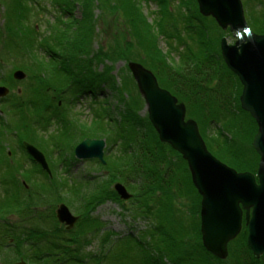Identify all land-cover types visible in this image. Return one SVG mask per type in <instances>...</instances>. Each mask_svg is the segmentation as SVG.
I'll return each instance as SVG.
<instances>
[{
	"label": "trees",
	"instance_id": "trees-1",
	"mask_svg": "<svg viewBox=\"0 0 264 264\" xmlns=\"http://www.w3.org/2000/svg\"><path fill=\"white\" fill-rule=\"evenodd\" d=\"M8 1L7 4L3 3L7 23L5 33L0 30V43H3L2 36L9 43L5 42L0 48V63L8 59L5 50L7 44L10 50H13L11 45H15L16 50L21 48V55L30 57L31 65L18 67L30 72L35 83H30L28 93L24 96L17 94V91L6 98H0L1 103L5 104L0 106V135L6 136L3 131L12 134L11 138L15 139L23 154V158L19 160L27 159L26 162H29L30 166L18 165V159L14 158L16 150L12 147L13 152L5 146L2 147L5 139L0 137V161L7 168L5 171L0 163V185L12 188L10 191L6 188L0 197V219H5L7 215H25L26 207L32 205L41 213L34 218L39 226L47 212L53 213L57 203L66 206H71L76 201L79 203L71 206L75 208L77 215H74L78 217L75 224L77 228L80 227L77 232L74 231L72 237L60 234V229L63 228L58 227L55 213L47 218L54 226L53 233L33 227L26 235H12L11 240L17 242L14 244L17 251L20 246L18 244L23 241L29 246L26 254L22 253V257L31 264H100L105 258L103 252L107 246L98 254L92 250L85 252L86 245L91 241L79 235L84 228L89 229L100 224L93 212L108 196L116 199L112 189V183L116 181L132 189L133 193L129 192L132 194L129 200L133 202V211L136 210L139 215L156 217L155 227H149L143 233L154 236L150 249L148 243L128 234V245L133 243L138 246L141 253L138 263L264 264V255L254 256L247 244V227L244 223L240 233L228 243V255L225 259L215 257L204 248L197 212L198 195L191 182L186 161L170 145L159 140L147 115L139 114L143 99L130 75H121V84L118 86L112 74L113 68L109 65L130 55L147 64L159 85L183 102L186 108L185 117L197 123L207 149L217 159L238 172L256 173L259 155L252 147V139L257 126L250 114L240 106L242 87L221 57L217 41L218 35H223L224 31L217 26L216 21L212 17L201 16L195 0H179L177 20L183 22L187 31L196 30L198 41H208L196 51L180 53L179 60L171 62L167 53L159 46L160 36L169 39L172 37L170 34L174 33L162 27L164 17L172 15L168 11L174 3L171 0H152L159 4L161 13V18L155 24L149 23L143 15L140 0H49L66 16L65 20L62 15L56 16V20L49 24V35L40 34L25 22L32 13V7L36 8L34 0ZM241 1L251 31L259 35L264 34V0ZM77 2H80V5L82 3V8L78 7ZM92 2L99 5L94 8ZM98 7L100 13L95 12ZM79 8L82 14L80 18L74 14V10ZM116 12L123 15L129 27L128 32L122 31L125 38L107 41L94 49L95 41L100 37L101 27L106 24L109 16ZM98 22L102 23V26H99ZM178 34V40L181 41ZM165 40L169 46L170 41ZM38 54H43L44 58L38 57ZM101 63L104 65L102 73L96 70ZM8 78H11L10 73ZM7 79L0 76V86L5 85ZM100 85L108 86L114 91L113 96L120 102V107L115 111L119 117L116 125L125 129L115 130V133L112 131L111 127L117 126L112 124L110 109H106V119L100 113L94 112L90 124L92 126H79V132L84 136L82 140L86 137H106L107 141L116 143L127 137V142L120 143V154L115 159L112 155L108 156V178L98 180L94 177L95 181L81 179L78 184L68 171H63L70 178L66 179L67 181L62 180V177L55 178V174L60 173L53 168L51 162V171L54 170L55 173L53 172V178H49L26 153L23 142L42 150L48 160L50 152L53 154L56 150L59 153V163L64 165L63 170L68 168L70 163L67 165L66 161L69 154L64 153V143L74 140L78 125L68 114V108L63 109L60 93L65 88L77 94L94 92ZM127 91L129 94L133 93L131 98H125ZM3 115H7V118ZM214 123L216 125L213 126ZM39 130L52 133L51 137L49 136L50 141L44 137L40 138L39 136L43 135ZM132 141L136 143V148L129 146ZM130 149L134 150L131 152L132 156L123 159V154ZM72 152L73 149L70 155L74 157ZM37 173L44 175L45 180H37ZM69 180L75 184L69 185V190H64ZM93 184H97L96 187ZM56 188L62 193L54 192ZM174 193L179 194V202L180 198H189L188 209L184 203L175 204L170 197ZM185 209L188 214L183 216ZM110 233L106 231L102 241H106L108 236L111 237ZM38 236L43 240L51 237L46 240L45 250L35 247L38 244ZM58 250L60 256L53 257L54 252Z\"/></svg>",
	"mask_w": 264,
	"mask_h": 264
},
{
	"label": "rangeland",
	"instance_id": "rangeland-1",
	"mask_svg": "<svg viewBox=\"0 0 264 264\" xmlns=\"http://www.w3.org/2000/svg\"><path fill=\"white\" fill-rule=\"evenodd\" d=\"M34 1H35L34 4L36 5L35 6L36 8L32 7V13L28 15V18H26L27 21H25V22L30 27H34L36 29V31H39L40 34L48 33L46 35H49L50 34V32L48 31L49 30V24L56 20L55 19L56 16L62 15L64 20L66 19V16L64 15V13H62L63 11L60 8H57L54 5H52L49 0H34ZM172 1L174 3L168 9V11L172 13V15L168 14L164 17L162 27L165 28L166 31H168V30L171 32L174 31V33L170 34L168 32L170 35H172V37H170L169 39L165 38L164 36H160V39H159L160 45L159 46L161 47L163 52L167 53L169 61L177 62L179 60V54L180 53L188 52V50L196 51L199 49V47L204 46L205 45L204 43H206V41H208V40H203L202 42H200V41H198L199 36L197 37L196 30H191V31L186 30V27L183 26V22L180 20H177V17H178L177 15L179 12L177 3L179 0H171V2ZM7 2H9V1L8 0H0V30L3 33H5V29H6L5 26L7 23L6 22V16L4 14V11H5L4 4H7ZM77 3H78V7L80 6L82 8V3H81V5H80V2H77ZM98 5H99L98 3L92 2V7L95 8ZM140 7H141V11H142L143 15L146 17V19L149 23L155 24V22L161 18V13L159 11L160 6H159V4H157V2L152 1V0H140ZM197 8H198V6H197ZM95 12L100 13L101 12L100 8L98 7L95 10ZM74 14L76 17L79 16L78 18L82 17L80 8L75 9ZM244 14H245V11H244ZM245 20H246V18H245ZM246 23H247V20H246ZM97 24L99 26H102V23H100V22H98ZM217 26L222 31H224L223 35H221V36L218 35V41H217V44L219 46V51L221 54V40L224 38L228 45L234 44L236 41V32L233 30H230L229 27H227L226 29H222L218 24H217ZM101 28L102 29L99 32L100 37H98L97 40L95 41L94 49H96L101 44H106L107 41L111 40V42H112V40H115L117 38H118L117 40H121L122 38H125V37H123L124 34L122 31H124V30L127 31V29L129 27L126 24V21H125V18L123 17V15L116 12L115 14H112L111 16H109L108 21L106 22V24H103V27H101ZM177 34L181 37V41L178 40ZM2 38H3V43L2 44L0 43V48L3 46V44L5 42H7L4 38V36H2ZM165 39L170 41L169 46H168V43ZM123 42L125 43L126 40H124ZM7 43H9V42H7ZM10 47L13 48V50L9 49V44L6 45V49H5L8 59L3 60L2 63H0V76L5 77L7 79L8 74L10 73V75H11V78L10 79L8 78L6 80V84L2 85V86H6L9 89L8 94L6 96H4V98H6L9 94L17 93V91H18L17 94H21L22 96H24L28 93L27 88L29 87L30 83H32V82L35 83L34 80L31 79L30 72H27V71L18 67L20 65H28V64L31 65L30 57H27L26 55H21L22 54V51L20 50L21 48L16 50L15 45H11ZM38 57L44 58L43 54H38ZM135 57L136 56H133V55H130L129 57L125 56V57H122L121 59H117L115 62H113V64L109 63V65H111L113 68L112 74L115 76V80H116L118 86H120V84H121V75H130L131 79L134 81V84L138 90L136 81H135V79H134V77H133V75L129 69V66H128L129 63H131V62H136V63L140 64L141 66H143L144 68L149 70L154 75V73L150 70V68H148L147 64L145 65L144 63H141V61H138ZM140 60H143V59L140 58ZM16 69L23 70V72L26 74L24 79L17 80L13 77V73H14V71H16ZM96 70L98 72L102 73L104 71V65L102 63L99 64L96 67ZM154 77L156 78L155 75H154ZM157 83H158V81H157ZM158 85H159V83H158ZM159 86L161 87V85H159ZM68 89L69 88H65L63 90V92L60 93V99H61L60 103L62 104L63 109L64 108L69 109V110L67 109L68 114L71 115L72 119L75 120V124L78 125L76 127V133L77 134L74 137L75 141L72 140L71 142L69 141L67 143H64L65 144L64 153H65V155L69 154L68 155V161H66V164L68 165L70 163V166L68 167L70 170H68V168L63 170L64 165L59 163V161L57 159L59 153L56 150L53 151V154L50 152V155L52 156V158H51V156L49 157L50 161L48 160V157L45 155V153L42 150L41 151L44 153L48 164H50V162L53 163V166H54L53 168H55V170L58 171V173H60V174H55V176H56L55 178L62 177V180L69 179L70 178L69 175H67L65 172H63V171H68L67 173L70 174L71 178L73 177L74 178L73 180L76 181V183H78V184L81 181V179H85L88 181H95L94 177L97 178L98 180L103 179V178L106 180L108 178V177H106L108 175L107 174L108 170L106 168L107 167L106 161H108V156L112 155L113 159H115L120 154L119 153L120 143H124L125 141L127 142V137L121 138L122 140H118V141H116V143L107 141L106 137L91 138V139H104L105 140L106 145L104 147V155H103L104 162L98 161L97 159H83V160L78 159L77 160V158H75V156L73 157L70 154H71V150L73 149L72 154L74 155L75 147L81 141H83L84 139L87 138L86 137L82 140V138L84 136L80 135L79 126H84V127L92 126L90 124L93 121L94 112L100 113L101 115H103V118L106 119V117L104 115V111L106 109H110V113L113 116L112 124L116 125V122H119L118 121L119 117L116 115L115 111H117L118 106L120 107V102L118 103L117 99L113 96L114 91L111 90L108 86L100 85V87L96 88L94 90V92H84L81 94H77L75 92L73 93L72 90H68ZM163 89H165V88H163ZM128 92L129 91L125 92V94H124L126 99L131 98V94H133L132 92L130 94ZM138 92H139V90H138ZM139 94H140V92H139ZM50 95H51V93H50ZM141 98L143 99L142 96H141ZM2 99H3V97H2ZM177 101L179 103H183L179 99H177ZM1 102L2 101L0 100V106L2 104L5 105L4 103H1ZM139 114L141 116L147 115V110L145 107L144 99H143V104L140 107ZM3 116L5 118H7V115L6 116L3 115ZM147 118H148V115H147ZM251 118L256 123L255 118L252 116H251ZM15 121L19 122L17 120H15ZM214 125H216V124L214 123L213 126ZM256 126H257V123H256ZM111 129L115 133V130L117 131L119 129H125V128L117 126V127H113V128L111 127ZM1 131H3V130H1ZM4 132H5L6 136L0 135V137L5 139L4 142L2 143V147L5 146L8 148V150H12L13 152H14V150H13V148H14L16 150V155L14 158L18 159V165L23 166V167H30L28 165L29 162H26L27 159L26 160L24 159L23 161L19 160V159L23 158V154L18 149V146H17V143L15 142V139L11 138L12 134L10 135V133L7 131H3L2 133H4ZM38 132L42 133V135H43V136H39L40 138L44 137L47 141H50L49 136L51 137L52 133H50V134H49V132L43 133V132H41V130H39ZM74 132H75V130H74ZM199 133H200V131H199ZM255 133H254V135H255ZM130 144L131 145H129V146L136 148V145H135L136 143L134 141H132ZM5 147H4V149H5ZM128 151L129 152H125L123 154V159H128L130 156H132L131 152H133L134 150L130 149ZM0 163L2 164V167L5 168V171H7L6 165L2 161H0ZM12 164L14 165V163H12ZM49 168H50V165H49ZM187 170L190 174L189 169H187ZM50 171H51V168H50ZM53 172L55 173L54 170H52L50 172L49 178H53V176H54ZM44 173H46L48 175V173L46 171H44ZM35 175H36L35 178L37 180H43V179L45 180L44 175H41L39 173H37ZM190 178H191V175H190ZM74 184L75 183H73L71 180H69L68 184H67L68 186L66 185L64 187V190H69V188H68L69 185H74ZM115 184H116V181H114L112 183V189H113V192L116 194L117 197H115V196H112V197H115L117 200L108 196L106 201L103 204H101L97 209H95V211L93 212V216L98 220V223H100V224L95 225L93 228H89V229L84 228L82 230V228H81V230L83 232L80 233L79 236H83V237L85 236L86 239H89L91 241L90 243H88L86 245V248L84 249L85 252L92 250L98 254L101 249L103 251V248L107 246V248L103 252V255L105 256V258H103L100 261L101 262L100 264H116L117 262H118L117 264H140V263H138V261L140 260L139 257L141 256V253H139L140 251H139L138 246L133 245V243L128 245V242H127V238L129 236L128 234H132L134 237H137V239H140V241L143 240L144 243H146V244L148 243L149 249H150L152 246V242L154 240V236L152 234L150 235L148 233L147 234H143V233L149 227H152V229L155 227L156 217L154 215H148V216H143L141 214L139 215L138 214L139 212H137L135 209H134L135 211H133L132 210L133 202H131L129 200L132 197V194H131V197L128 199H122L119 196L118 192L114 188ZM96 185L97 184H93L94 187H96ZM126 187L125 188L128 192L133 193L132 189H130L128 186H126ZM6 188L9 189V191L12 189V188H9L7 186H3V185L1 186L0 185V197H2V194H4ZM54 192L62 193V191H58V188H56L54 190ZM196 192H197V189H196ZM197 195H198L197 212H198L199 221H200L201 196L198 192H197ZM177 196H179V194H177V193L170 195L172 200H174L175 204L184 203V204H186L187 209H188L189 198H187V200H185L184 198H180L181 201L179 202V200L177 199ZM74 204H79V203L77 201L73 202L71 204V206ZM58 205H59V203H57V205L55 206V210H53V213H55V216H57V208L59 207ZM71 206H68V208L70 209V211L73 214L77 215L75 208L71 207ZM187 209H185L183 211L184 212L183 216H186L188 214V211H186ZM42 212H43V210H42ZM26 213H25V215L24 214L9 215V217L5 218V219H7V222L9 223V225H4L6 222H4L2 225L0 224V237L2 238V242H1L2 244L0 245V263L11 264V263H14V262H17L20 260H25L28 264H31L27 261V259H25V257H22V253L26 254L27 247L29 248V246H26L25 241H23L22 244H18V246L20 245L21 247L19 246V250L17 251L16 247L14 245V244H17V242L14 243V240H11L12 235L14 237L20 235L21 233H24L26 235L28 233V231L30 232V230H33V227L34 228L38 227V229H44V231H46V233H48L47 231H50L51 233H53L52 229L54 226H52V224L47 221V218H50V216L53 214V213L51 214V211H50V213H48V212L46 213V216L44 218H42V221L40 222L39 226L34 221V218L40 213L37 210V208L34 209L32 207V205H30V206L26 207ZM58 227L63 228V229H60V234L62 236L66 235V237H68V238L72 237V234H74L75 232H77L80 229V227L77 228V226L75 224L73 228L68 230L66 228V225L61 224L60 222H58ZM199 227H200V224H199ZM54 231H55V229H54ZM106 231L111 232L110 233L111 237L108 236V239H105L106 241H102L103 240L102 238L105 235ZM55 233H56V231H55ZM10 234H11V236H10ZM200 235H201V233H200ZM129 238L131 239V237H129ZM47 239L49 240V239H51V237H47L46 240ZM46 240H44L43 243L36 244L35 247H39L40 249L45 250L46 249L45 245H47ZM24 243H25V245H24ZM101 243H104V244L102 245ZM50 246H51V244H50ZM58 253H60V250L54 252L53 257H56V256L59 257L60 254H58ZM145 264H149V263H145Z\"/></svg>",
	"mask_w": 264,
	"mask_h": 264
},
{
	"label": "water",
	"instance_id": "water-1",
	"mask_svg": "<svg viewBox=\"0 0 264 264\" xmlns=\"http://www.w3.org/2000/svg\"><path fill=\"white\" fill-rule=\"evenodd\" d=\"M196 3L203 17L210 16L222 29L229 27L236 32L234 44L221 40V57L241 84V108L257 123L252 139V147L259 155L256 173L238 172L217 159L207 149L197 123L185 118L184 104L161 88L149 70L136 62L128 66L159 140L186 161L191 182L201 196L200 233L204 248L215 257L225 259L228 243L240 233L244 223L247 244L253 255L259 257L264 255V34L251 31L241 0H196ZM25 76L22 70L13 73L17 80ZM8 92L6 86H0V98ZM23 145L30 158L49 175L51 171L44 153L28 142ZM105 145L104 139L86 138L75 147V158L104 162ZM114 188L122 199L131 197L123 184L116 183ZM56 218L68 230L78 219L65 204L57 208Z\"/></svg>",
	"mask_w": 264,
	"mask_h": 264
},
{
	"label": "flooded vegetation",
	"instance_id": "flooded-vegetation-1",
	"mask_svg": "<svg viewBox=\"0 0 264 264\" xmlns=\"http://www.w3.org/2000/svg\"><path fill=\"white\" fill-rule=\"evenodd\" d=\"M24 143V142H23ZM24 146V145H23ZM35 164H37L36 162H35ZM38 165V164H37ZM7 217H9V215H7ZM4 222H6L4 225H9V223L7 222V220H5V219H3V220H1L0 219V224L2 225ZM37 241H38V243H43L44 242V240L43 239H41L39 236H38V238H37ZM36 241V242H37ZM2 243L0 242V245H1ZM0 264H2V263H0Z\"/></svg>",
	"mask_w": 264,
	"mask_h": 264
},
{
	"label": "bare ground",
	"instance_id": "bare-ground-1",
	"mask_svg": "<svg viewBox=\"0 0 264 264\" xmlns=\"http://www.w3.org/2000/svg\"><path fill=\"white\" fill-rule=\"evenodd\" d=\"M19 262H24L25 264H28L25 260H20V261H17V262L11 263V264H16V263H19ZM2 264H5V263H2Z\"/></svg>",
	"mask_w": 264,
	"mask_h": 264
}]
</instances>
